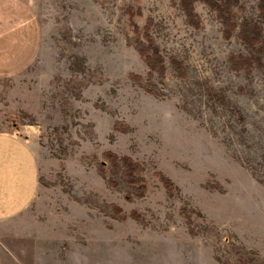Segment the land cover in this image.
<instances>
[{
  "label": "rangeland",
  "instance_id": "374dc122",
  "mask_svg": "<svg viewBox=\"0 0 264 264\" xmlns=\"http://www.w3.org/2000/svg\"><path fill=\"white\" fill-rule=\"evenodd\" d=\"M230 1L227 34L203 1L0 0V264H264V60L231 61L259 0Z\"/></svg>",
  "mask_w": 264,
  "mask_h": 264
},
{
  "label": "trees",
  "instance_id": "16d2710c",
  "mask_svg": "<svg viewBox=\"0 0 264 264\" xmlns=\"http://www.w3.org/2000/svg\"><path fill=\"white\" fill-rule=\"evenodd\" d=\"M196 1H203L208 5L210 10H212L216 16L222 20L225 24V27L228 29V32H231L234 28V22L231 20L232 10H231V1L230 0H181V6L186 12L187 15L191 16L193 13V4ZM259 18L260 20L246 19L242 21L238 29V37L243 42L245 46H248L253 51L245 55H233L231 61L234 68L250 69L254 66L259 65L264 60V0H259ZM144 43L141 42L137 44V50L139 54L143 55L147 65L151 70H156L158 74L163 75L165 71L164 59L155 49H151V43L147 46L140 47ZM174 57V56H172ZM174 69L177 76L181 77L184 75V66L181 62L173 58ZM125 164V168L128 167V175L126 171L124 176L128 181H137L136 177H133L131 180V172L135 170V164L130 161H127L124 158L128 156L118 157ZM111 166L119 168V164L116 163V157L110 158ZM138 171V170H137Z\"/></svg>",
  "mask_w": 264,
  "mask_h": 264
},
{
  "label": "crops",
  "instance_id": "0c3cea01",
  "mask_svg": "<svg viewBox=\"0 0 264 264\" xmlns=\"http://www.w3.org/2000/svg\"><path fill=\"white\" fill-rule=\"evenodd\" d=\"M0 135H2V136H10V137H12V138H14V139H18L19 138V135H16V134H14V133H3V132H0ZM23 141H24V139H23ZM25 143H29L28 141H24ZM37 187H38V184H37ZM28 205H30V203L28 204ZM27 208V207H26ZM6 219H2L1 217H0V224L1 223H3L4 221H5Z\"/></svg>",
  "mask_w": 264,
  "mask_h": 264
}]
</instances>
